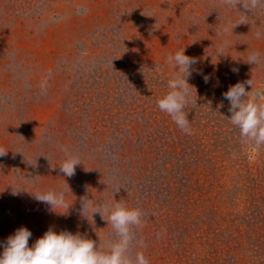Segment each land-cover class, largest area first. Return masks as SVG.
Wrapping results in <instances>:
<instances>
[{
  "label": "rangeland",
  "instance_id": "374dc122",
  "mask_svg": "<svg viewBox=\"0 0 264 264\" xmlns=\"http://www.w3.org/2000/svg\"><path fill=\"white\" fill-rule=\"evenodd\" d=\"M237 7L0 0V241L23 226L30 246L49 228L107 245L111 225L80 215L87 197L142 210L144 246L131 254L149 264H264V147L241 141L223 98L237 82L264 87V8ZM183 47L201 73L188 81L191 135L156 107L173 74L166 56ZM253 52L259 66L246 62ZM68 155L81 161L72 177L59 168ZM48 190L67 193L68 212L32 194Z\"/></svg>",
  "mask_w": 264,
  "mask_h": 264
},
{
  "label": "clouds",
  "instance_id": "9594fccd",
  "mask_svg": "<svg viewBox=\"0 0 264 264\" xmlns=\"http://www.w3.org/2000/svg\"><path fill=\"white\" fill-rule=\"evenodd\" d=\"M229 8L238 9V4L248 12L264 8V0H222ZM244 12V11H242ZM245 13V12H244ZM247 14L240 18L244 24ZM228 31L227 28L224 29ZM257 40L264 38V32L255 33ZM224 42L218 50L223 55V49L228 47ZM247 63L259 66L262 63L259 52L249 55ZM199 61L195 57L185 55V47L175 53H168L165 64L171 66L173 74L167 79V91L156 99V107L161 113L171 118L172 122L185 134L191 135L192 128L186 109L197 104L193 101L189 79L193 73L201 74L194 66ZM233 72L238 69L233 68ZM205 83L211 79L204 76ZM195 88V87H194ZM250 88V90H246ZM253 79L237 82L230 85L223 93V98L229 102V123L239 129L241 141L250 146V150H259L264 147V87L255 88ZM197 92V91H196ZM8 150L0 148V157L7 154ZM81 161L72 155L59 164L60 172L66 177L75 175L76 166ZM13 188V187H12ZM21 189L14 190L17 194ZM37 202L49 206L57 214H65L60 209H67L73 203L67 202V193L63 190L32 192ZM99 214L113 229L112 238L107 245L97 244L93 239L72 233L67 230L57 232L49 228L42 237L29 245L32 232L21 226L14 234L0 241V264H149V259L142 251L131 254L133 244L143 248V242L137 240L136 230L144 226V213L140 208L129 207L126 203L117 201L114 204L95 202L84 197L80 201V215L88 220ZM105 216L107 219H105Z\"/></svg>",
  "mask_w": 264,
  "mask_h": 264
}]
</instances>
